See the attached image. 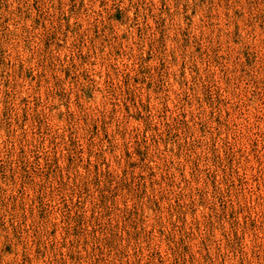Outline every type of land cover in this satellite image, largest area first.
I'll return each instance as SVG.
<instances>
[{"label":"rangeland","instance_id":"obj_1","mask_svg":"<svg viewBox=\"0 0 264 264\" xmlns=\"http://www.w3.org/2000/svg\"><path fill=\"white\" fill-rule=\"evenodd\" d=\"M0 264H264V0H0Z\"/></svg>","mask_w":264,"mask_h":264}]
</instances>
